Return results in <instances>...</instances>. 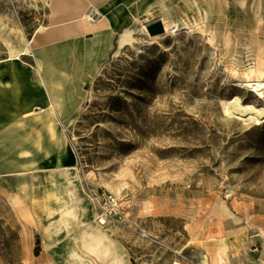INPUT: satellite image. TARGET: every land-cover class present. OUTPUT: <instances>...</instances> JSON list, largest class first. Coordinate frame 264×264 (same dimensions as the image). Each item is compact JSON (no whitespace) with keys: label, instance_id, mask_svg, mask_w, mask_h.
<instances>
[{"label":"rangeland","instance_id":"1","mask_svg":"<svg viewBox=\"0 0 264 264\" xmlns=\"http://www.w3.org/2000/svg\"><path fill=\"white\" fill-rule=\"evenodd\" d=\"M162 4L173 19L201 9L214 44L184 26L149 35ZM46 12L45 0H0V264H32L47 210L79 193L133 264H264V118L222 104L264 105L235 76L264 62V0H97L116 19L103 61L95 35L44 49L42 66L29 51L7 61ZM127 27L134 38L116 51ZM26 105L47 108L27 122ZM22 170L18 188L10 173ZM214 211L222 241L206 236Z\"/></svg>","mask_w":264,"mask_h":264},{"label":"crops","instance_id":"2","mask_svg":"<svg viewBox=\"0 0 264 264\" xmlns=\"http://www.w3.org/2000/svg\"><path fill=\"white\" fill-rule=\"evenodd\" d=\"M45 2L44 28L36 29L27 39L33 51L114 30L116 19L112 14L98 15L90 0ZM90 12L96 14L94 20L88 18ZM10 174L16 178L14 182L18 183V188L22 182L30 181L23 170ZM44 178L46 182L56 181L53 174H46ZM61 179L64 184L70 183L67 177ZM52 194L57 198L56 193ZM72 199L69 204L52 205L47 210L50 215L42 218L36 227L38 249L32 255V264H133L128 248L96 220L84 196L79 193Z\"/></svg>","mask_w":264,"mask_h":264},{"label":"bare ground","instance_id":"3","mask_svg":"<svg viewBox=\"0 0 264 264\" xmlns=\"http://www.w3.org/2000/svg\"><path fill=\"white\" fill-rule=\"evenodd\" d=\"M91 4L96 6V0H90ZM162 11H164L165 15L158 16L160 19L163 27V34L168 33L171 29L175 28L179 30L181 26L189 28L195 34H200L204 36H209L208 40L213 43V30L207 29L206 27V13H204L201 9H197L196 11L190 12L187 15L181 16L179 19L170 18L169 10L166 8L164 4L161 6ZM149 14V11L147 12ZM148 21L150 20L149 17L146 18ZM44 26L41 25L37 29L41 30ZM142 29L145 30V25L142 24ZM14 32L17 29L11 28ZM133 28L127 27L125 28L117 38V45L116 51L122 50L125 46L129 45L133 40ZM114 35L113 28L102 32L100 34L95 35V51H96V61L100 62L103 61L107 55L112 51V38ZM153 35L152 37H156ZM71 41H66L62 43H68ZM58 43L53 45L54 47L62 44ZM214 44V43H213ZM52 46V47H53ZM42 50L33 51L30 47V42L26 40L24 48L20 51L15 53L13 56L9 57L7 61H14L18 60L21 61L22 55H27L29 52H36V60L39 66L44 65L47 63L49 58H53L52 54H50V50L43 52ZM54 50V49H53ZM230 73H236L233 68L228 70ZM94 73V68L92 70L83 71L80 69L79 75L90 77ZM237 80L240 82V85L245 87L249 92L253 93V95L260 100L264 101V62L261 61L260 58L251 57L248 62L246 68L238 73L235 74ZM222 104L224 108L229 112H235L239 116H248L251 115L258 123L261 122L264 118V105H254L250 102H243L238 95H233L229 99L223 100ZM47 105L40 107L36 111V107L31 105L24 106V109L21 111V118L26 120L27 122H32L34 119L37 118L38 115L43 113ZM249 119V118H247ZM206 236L208 240H224L226 237V226L224 220L218 214V212H212L209 215V220L206 225ZM202 264H207V256L206 254L203 255V258L200 260ZM220 264H223L221 262Z\"/></svg>","mask_w":264,"mask_h":264},{"label":"water","instance_id":"4","mask_svg":"<svg viewBox=\"0 0 264 264\" xmlns=\"http://www.w3.org/2000/svg\"><path fill=\"white\" fill-rule=\"evenodd\" d=\"M146 30L149 35H156L163 32V27L160 19H155L146 24Z\"/></svg>","mask_w":264,"mask_h":264},{"label":"built area","instance_id":"5","mask_svg":"<svg viewBox=\"0 0 264 264\" xmlns=\"http://www.w3.org/2000/svg\"><path fill=\"white\" fill-rule=\"evenodd\" d=\"M88 18L90 20H94L96 18V14L94 12H90ZM115 204H116V200H115L114 197H112L111 195L106 196V199L104 201V205L106 207H110V206H113ZM98 221H99L100 224H102L104 222V219L98 217Z\"/></svg>","mask_w":264,"mask_h":264}]
</instances>
